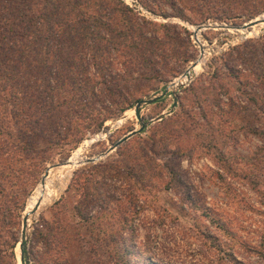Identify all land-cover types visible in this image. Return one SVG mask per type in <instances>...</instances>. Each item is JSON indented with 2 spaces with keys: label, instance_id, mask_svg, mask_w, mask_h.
<instances>
[{
  "label": "rangeland",
  "instance_id": "obj_1",
  "mask_svg": "<svg viewBox=\"0 0 264 264\" xmlns=\"http://www.w3.org/2000/svg\"><path fill=\"white\" fill-rule=\"evenodd\" d=\"M122 1L130 10H115L118 25L127 14L137 16L157 49L154 60L132 57L120 37L106 36L112 42L97 46L103 70L132 76L116 86L137 101L161 94L196 61V25L241 24L264 14V0ZM209 9L213 18L236 16L198 22L199 11ZM163 23L169 26H157ZM199 35L207 51L190 81L142 106L148 125L141 133L75 168L39 206L25 244L28 264H264V158L252 130L264 127V29L244 35L210 28ZM89 87L94 107L117 109L105 87ZM136 102L118 116L107 114L102 129L82 132L78 143L73 136L38 137L36 152H18L5 165L0 264H19L25 209L45 170L78 149L88 157L105 151L138 128Z\"/></svg>",
  "mask_w": 264,
  "mask_h": 264
},
{
  "label": "trees",
  "instance_id": "obj_2",
  "mask_svg": "<svg viewBox=\"0 0 264 264\" xmlns=\"http://www.w3.org/2000/svg\"><path fill=\"white\" fill-rule=\"evenodd\" d=\"M124 9L130 10L122 0H0V179L16 153L36 152L38 137L53 141L59 135L67 142L73 136L78 143L82 132L100 131L107 114L118 116L132 108L137 99L116 86L130 74L103 70L104 56L97 46L98 41L112 42L106 36L120 37L126 39L123 45L129 47L132 57L145 63L154 60L157 49L150 46L145 25L137 16L127 14L118 25L115 10ZM211 14V9L199 11L197 21H226L236 16L227 12L213 18ZM88 49L92 54L86 52ZM85 65L95 66L97 72L85 70ZM89 82L105 87L115 97L117 109L113 113L94 107L96 97ZM85 113L87 119L83 118ZM252 130L262 140L264 158V127ZM8 176L5 173L4 178ZM2 181L0 228L6 203ZM14 246L12 243L11 248Z\"/></svg>",
  "mask_w": 264,
  "mask_h": 264
},
{
  "label": "bare ground",
  "instance_id": "obj_3",
  "mask_svg": "<svg viewBox=\"0 0 264 264\" xmlns=\"http://www.w3.org/2000/svg\"><path fill=\"white\" fill-rule=\"evenodd\" d=\"M264 19V15H260L259 17L255 18L253 21H260ZM264 29V22H260L256 25H253L249 27L248 29L245 30H236L241 34H246V35H252V34H257L261 30ZM229 30V29H228ZM201 30H197V28H194V33H195V39L196 42L199 46V51L200 54L198 55V58L196 61L193 63V67H189V72L181 74L179 77L174 79L172 82V85L170 86L171 88H175L181 83H187L190 78L189 75H194L198 71V69L202 66L204 59H205V54H206V47L200 38V33ZM243 37V36H242ZM101 137V136H100ZM95 139L97 136L94 137ZM93 141V138L88 140V143H91ZM86 147V144L82 145V148L84 149ZM95 159V161L99 160L101 157H99L97 154L93 156H89ZM88 156H85L81 153L80 149H78L74 154H72L67 161H65L62 165L57 166V167H49L47 174L43 176L41 181L39 182L35 192L30 196L27 207L25 209V214H24V219L26 220V229H25V236L27 238L29 228L31 226V223L33 222V219L36 211L35 208L39 204L42 205L45 202L49 201L50 199L53 198L54 195V188L61 186L62 183H64L72 173V171L79 167L80 165L84 164V162L89 159ZM65 185V184H64ZM58 190V189H57ZM57 192V191H56ZM39 208V207H38ZM16 255L17 258L19 259L20 257V251H19V245L16 247ZM17 259V261H18ZM19 264H20V259H19Z\"/></svg>",
  "mask_w": 264,
  "mask_h": 264
},
{
  "label": "water",
  "instance_id": "obj_4",
  "mask_svg": "<svg viewBox=\"0 0 264 264\" xmlns=\"http://www.w3.org/2000/svg\"><path fill=\"white\" fill-rule=\"evenodd\" d=\"M261 15H264V14H261ZM259 16H257V17H259ZM257 17H255V18H257ZM255 18H252V19H250V20H248L246 22H243L241 24H225V23H214V24H212V23H204V24H198L195 27L197 28V30L210 29V28L211 29H229V30L231 29V30H235V31L236 30H245V29H248L249 27H251L253 25H256V24H258L260 22H264V19L260 20V21H253ZM194 36H195V34H194ZM193 63L191 64L190 67H193ZM171 85H172V83L169 84L168 87H166L165 90L161 94H156V95H153L152 97L138 100L136 102L135 106H134V111H135V115H136V117H137V119L139 121V127L135 128V129H132L126 135L122 136L116 142L112 143L107 150L102 151V152L98 153L97 155L99 157L106 156L107 154L112 152L114 149L118 148L122 143L127 141L129 138L141 133L146 128V126L148 125V121H145L142 118L141 114H140L141 107L144 106V105H149V104L157 102L161 97H163L168 92V89L170 88ZM178 86L181 87L180 85H178ZM175 105L176 104L174 103L173 107H175ZM162 117H163V113L158 115L154 120H159ZM65 161H67V160H64V161H61V162H57V163H53L49 167L60 166ZM91 162H95V159L92 158V157H89V159H87L84 163H91ZM47 171H48V168L45 170L44 175L47 174ZM38 207H39V204L36 206L35 211L38 209ZM25 229H26V220L23 219L22 231H21V236H20V240H19V251H20L19 259H20V264H26L27 263L26 257H25V244H26V239H27L26 236H25Z\"/></svg>",
  "mask_w": 264,
  "mask_h": 264
},
{
  "label": "built area",
  "instance_id": "obj_5",
  "mask_svg": "<svg viewBox=\"0 0 264 264\" xmlns=\"http://www.w3.org/2000/svg\"><path fill=\"white\" fill-rule=\"evenodd\" d=\"M186 72H189V68H188L184 73H186ZM182 74H183V73H182ZM190 77H192V75H189V78H190ZM190 79H191V78H190ZM189 81H190V80H189ZM189 81H188V82H189ZM188 82H187V83H188ZM187 83H184V84L181 83L180 86H183V85H185V84H187Z\"/></svg>",
  "mask_w": 264,
  "mask_h": 264
}]
</instances>
